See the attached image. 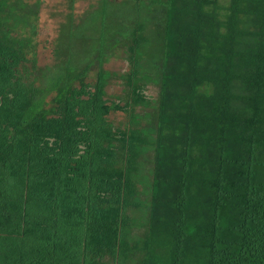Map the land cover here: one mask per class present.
Segmentation results:
<instances>
[{
    "label": "trees",
    "instance_id": "16d2710c",
    "mask_svg": "<svg viewBox=\"0 0 264 264\" xmlns=\"http://www.w3.org/2000/svg\"><path fill=\"white\" fill-rule=\"evenodd\" d=\"M40 5L0 0V264H264V0H100L50 70Z\"/></svg>",
    "mask_w": 264,
    "mask_h": 264
},
{
    "label": "rangeland",
    "instance_id": "374dc122",
    "mask_svg": "<svg viewBox=\"0 0 264 264\" xmlns=\"http://www.w3.org/2000/svg\"><path fill=\"white\" fill-rule=\"evenodd\" d=\"M37 1H41L39 19L36 21L37 35L35 37L37 45V66L39 69L50 70V68H54V64L56 63L54 59V48L60 35L61 25L65 21L66 17L72 13L77 21L81 22L88 16L89 12H93L98 9L100 6V0H75L74 3H72V0H30V2ZM118 1L123 2L124 0ZM71 6H73V8H71ZM83 28L89 31V35L87 36H90L92 31L99 32L97 37L111 33L108 29L93 27L89 19L85 21ZM83 35L86 34L83 33ZM98 47L103 48V46ZM65 49L68 54H71L74 51L76 52V46H72V44L66 46ZM103 50L104 49H100L98 51L101 53ZM113 53L116 55L111 57L108 62L104 63V69L117 75L127 73L130 69V64L124 58L123 48H120L119 50L115 49ZM97 71L98 69L92 67L88 72L86 80L88 82H95L97 80ZM123 90L124 87L122 81L119 79L112 80L107 88V91L111 95L112 99L122 95ZM159 93V86L154 84L149 85V91L147 92L148 95L157 100L159 98ZM52 97L53 95H51L48 99L50 100ZM155 108L156 106L153 104L150 109L140 108L139 112L145 114L147 112L155 111ZM110 117L117 126L121 125L125 127L128 122L127 115L122 112L112 113Z\"/></svg>",
    "mask_w": 264,
    "mask_h": 264
}]
</instances>
